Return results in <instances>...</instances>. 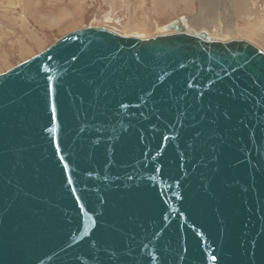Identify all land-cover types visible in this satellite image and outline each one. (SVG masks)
<instances>
[{
  "label": "water",
  "instance_id": "water-1",
  "mask_svg": "<svg viewBox=\"0 0 264 264\" xmlns=\"http://www.w3.org/2000/svg\"><path fill=\"white\" fill-rule=\"evenodd\" d=\"M184 19L0 74V264H264V52Z\"/></svg>",
  "mask_w": 264,
  "mask_h": 264
},
{
  "label": "rangeland",
  "instance_id": "rangeland-1",
  "mask_svg": "<svg viewBox=\"0 0 264 264\" xmlns=\"http://www.w3.org/2000/svg\"><path fill=\"white\" fill-rule=\"evenodd\" d=\"M215 1L213 10H201L203 0H0V73L73 30L105 27L147 37L181 15L190 29H207L217 40L244 38L264 52V0H250L243 14L230 0ZM59 16L63 22L44 24Z\"/></svg>",
  "mask_w": 264,
  "mask_h": 264
},
{
  "label": "bare ground",
  "instance_id": "bare-ground-1",
  "mask_svg": "<svg viewBox=\"0 0 264 264\" xmlns=\"http://www.w3.org/2000/svg\"><path fill=\"white\" fill-rule=\"evenodd\" d=\"M231 1V3H232V6L234 7V9H235V11L236 12H240V14H243V13H245L246 12V9H247V5L249 4V2H250V0H246L247 2H244L245 0H230ZM215 0L213 1V0H203V2H202V4H201V10H203L204 9V7H205V9H211V10H213V7H214V4H215ZM187 6H188V4H187ZM61 17L62 16H59V17H49V18H47L46 20V22H44V24H47V25H50V26H52V25H56L58 22H60V21H62L61 20ZM202 19H204V18H206V17H201ZM217 18V17H216ZM208 19H205V21H207ZM184 21L186 22V18L184 19ZM224 21L225 22H227L226 21V19H224ZM63 22V21H62ZM187 23V22H186ZM230 28V27H229ZM192 29V28H191ZM201 30H204L205 32H207L206 33V37H208V36H211L212 34H210L209 35V32H208V30L207 29H201ZM187 32V31H186ZM137 33V32H136ZM125 34H127V35H132L131 33H125ZM226 34V33H225ZM135 35H137L138 37H145V36H143V35H140V34H135ZM232 38H234V37H232ZM238 38V37H237ZM211 39H213V40H217V39H215L213 36H211ZM228 40V39H227ZM263 40V42H264V39H262ZM220 41H226V39L224 40V39H221ZM1 74V73H0Z\"/></svg>",
  "mask_w": 264,
  "mask_h": 264
}]
</instances>
